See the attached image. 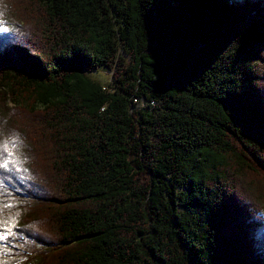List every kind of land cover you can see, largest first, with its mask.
I'll return each mask as SVG.
<instances>
[{
	"label": "trees",
	"instance_id": "obj_1",
	"mask_svg": "<svg viewBox=\"0 0 264 264\" xmlns=\"http://www.w3.org/2000/svg\"><path fill=\"white\" fill-rule=\"evenodd\" d=\"M0 236V264H264V0H0Z\"/></svg>",
	"mask_w": 264,
	"mask_h": 264
},
{
	"label": "rangeland",
	"instance_id": "obj_2",
	"mask_svg": "<svg viewBox=\"0 0 264 264\" xmlns=\"http://www.w3.org/2000/svg\"><path fill=\"white\" fill-rule=\"evenodd\" d=\"M111 75L112 73L110 72L98 71L90 73L89 77L91 80L107 88L111 81Z\"/></svg>",
	"mask_w": 264,
	"mask_h": 264
},
{
	"label": "snow or ice",
	"instance_id": "obj_3",
	"mask_svg": "<svg viewBox=\"0 0 264 264\" xmlns=\"http://www.w3.org/2000/svg\"><path fill=\"white\" fill-rule=\"evenodd\" d=\"M4 239H7V237L6 236H0V240H4Z\"/></svg>",
	"mask_w": 264,
	"mask_h": 264
}]
</instances>
